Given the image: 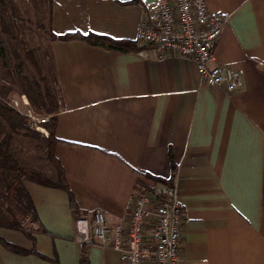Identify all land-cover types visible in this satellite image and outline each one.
<instances>
[{"label":"crops","instance_id":"0c3cea01","mask_svg":"<svg viewBox=\"0 0 264 264\" xmlns=\"http://www.w3.org/2000/svg\"><path fill=\"white\" fill-rule=\"evenodd\" d=\"M47 1V22L37 28L67 190L22 181L38 228L27 235L0 226V239L26 251L0 242V264H80L76 220L90 228L98 210L108 226L125 224L133 198L160 184L174 186L181 203L180 264H264V0H205L211 13L227 16L211 65L241 73L236 92L201 83L191 59L137 41L158 0ZM48 32L142 49L50 40ZM20 101L33 109L24 94ZM86 257L121 264L115 249L95 244Z\"/></svg>","mask_w":264,"mask_h":264},{"label":"built area","instance_id":"2783aa9c","mask_svg":"<svg viewBox=\"0 0 264 264\" xmlns=\"http://www.w3.org/2000/svg\"><path fill=\"white\" fill-rule=\"evenodd\" d=\"M226 22L227 16L211 13L205 0H158L139 26L136 39L150 52H170L191 59L201 83L224 85L227 91L236 92L242 88L241 73L227 66L211 65ZM25 115L30 130L48 135L43 125L49 115L31 108ZM30 217L28 214L23 222H29L28 230L35 231L38 226ZM90 224L89 228L86 220L75 222L80 246L95 244L115 249L121 264H180L182 207L174 186L160 184L138 193L125 224L108 226L98 210L91 212Z\"/></svg>","mask_w":264,"mask_h":264},{"label":"trees","instance_id":"16d2710c","mask_svg":"<svg viewBox=\"0 0 264 264\" xmlns=\"http://www.w3.org/2000/svg\"><path fill=\"white\" fill-rule=\"evenodd\" d=\"M0 3V8L4 15L0 16V33L11 42L19 53L23 56L30 72L25 73V68L17 62L11 67V57L7 53V48L4 47L0 40V66L6 69L13 68L17 77L22 94L25 95L29 104L34 111L41 115H50L49 120L44 124L48 135L42 136L40 133L32 131L28 127V119L25 113L17 111L2 99L0 95V202L8 200L9 203L5 208L0 207V226L20 230L27 235L33 231L28 230V225H22L23 218L28 214L31 215L30 221L36 222L31 200L22 186V181L28 180L43 186L67 190L66 181L64 178L63 168L54 154V143L56 141L54 130L57 111V99L55 90L50 76L45 72L41 61L44 57L38 58L36 51L27 46L24 39V34L18 29L17 20L12 15H8L9 7H5ZM4 16V17H3ZM44 30V27L41 26ZM50 40H80L91 46L103 47L108 50L129 52L142 49L139 48L136 42L125 40H114L106 36L96 34H79L69 33L64 35H54L48 32ZM13 58L15 53H12ZM15 137L35 138L37 149H44L48 164L54 170V176L50 179L41 176L39 173L23 166L20 159V147L18 146ZM159 181V180H157ZM167 185V184H165ZM172 186V185H168ZM69 205L75 214L77 207L72 196L69 194ZM0 242L8 249L16 253H25L24 249L18 248L9 244L2 239ZM87 245L81 246V262L87 264L86 257Z\"/></svg>","mask_w":264,"mask_h":264},{"label":"rangeland","instance_id":"374dc122","mask_svg":"<svg viewBox=\"0 0 264 264\" xmlns=\"http://www.w3.org/2000/svg\"><path fill=\"white\" fill-rule=\"evenodd\" d=\"M5 7L8 5L12 9V17L17 20L18 29L24 34V39L29 48L36 51L38 58H41V52H44L45 46V34L39 30L38 26H43L47 22V0H0ZM4 7V8H5ZM4 15L2 8H0V16ZM4 17V16H3ZM0 40L4 47L7 48V53L11 57V67L13 64L19 62L22 67L25 68V73L30 72V67L19 53L15 45L6 40V38L0 33ZM12 53L16 56L13 58ZM41 64L42 61L39 59ZM43 66V65H42ZM9 74L6 69L0 66V95L3 94L2 99L6 101L10 106H15V109L21 113H26L25 108L20 101L22 92L18 84L17 77L13 68H8ZM23 99V98H22ZM17 102L14 105L13 102ZM15 140L20 147V159L21 164L34 172L39 173L41 176L48 179L54 176V170L48 164L45 156L44 149H37L35 145L37 140L35 138H21L15 137ZM9 203L8 200H2L0 207L5 208ZM8 206V205H7ZM26 217V216H25ZM25 217L23 219H25ZM23 222V221H22ZM24 226H27L29 222H23Z\"/></svg>","mask_w":264,"mask_h":264}]
</instances>
